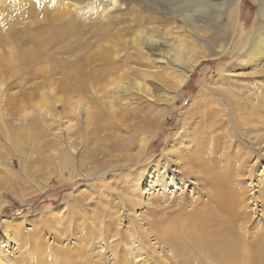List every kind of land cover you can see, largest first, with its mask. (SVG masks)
<instances>
[{"label":"rangeland","instance_id":"1","mask_svg":"<svg viewBox=\"0 0 264 264\" xmlns=\"http://www.w3.org/2000/svg\"><path fill=\"white\" fill-rule=\"evenodd\" d=\"M164 1L158 6L153 0H122L107 12L102 0H25L44 9L30 17L20 12L21 0H0V246L13 264H53L54 258L56 264H212L194 252L177 257L150 226L172 213L175 201L208 198L193 189V179L179 181L185 167H170L166 154L187 131L193 137L201 125L190 127L191 115L207 108L221 120L216 135L225 134L217 154L208 157L226 163V152L236 154L232 178L247 198L236 231L250 241L264 236V124L258 132L249 124L239 126L230 110L231 103L238 110L250 94V102H258L254 93L264 92V57L244 61L225 54L238 37L228 41L214 9L199 13L208 22L201 34ZM75 3L79 10L73 9ZM261 3L239 2L246 34ZM114 15L137 19L153 34L157 44L149 47L148 57L131 33L125 36L119 29L126 22L111 30L116 44L102 38V25ZM69 17L77 26L63 30ZM186 25L191 32H185ZM109 52L128 63L118 62L120 68L108 73L102 58ZM252 71L259 72L251 80ZM240 90H246L236 96L241 100L232 102L231 94ZM206 99L207 105L198 108ZM93 100L101 103L102 113L115 114L114 126H103L109 120L87 123V113L80 111H93ZM247 105L248 110L238 111L251 117ZM202 117L198 124L204 125ZM146 120L154 125L146 126ZM132 133L138 144L121 149ZM142 138L148 143L140 151ZM194 206L186 203L187 210ZM63 251L74 256L64 260Z\"/></svg>","mask_w":264,"mask_h":264},{"label":"bare ground","instance_id":"2","mask_svg":"<svg viewBox=\"0 0 264 264\" xmlns=\"http://www.w3.org/2000/svg\"><path fill=\"white\" fill-rule=\"evenodd\" d=\"M24 1L25 0H21L20 2V12L22 13L23 16L36 17L38 14L43 12L44 9L41 6H39L37 3L24 4L23 3ZM121 1L122 0H102L103 5H105L106 11L111 6L112 7L116 6L115 10H117L118 9L117 7L120 5V3H122ZM153 1L158 6L163 5L165 2L164 0H153ZM175 1L176 2H174L173 0H169V2L166 1L167 8L172 10L177 15V17L185 21V23L193 25L195 29L201 34L208 30L204 26L206 23L208 24V22L199 19V15H200L199 13L202 12L203 14V12L208 8L214 9L213 11L216 12V16H215L216 20H219L220 23H225L226 28L223 30L224 32L223 34L224 36L227 37L228 41L232 39L235 34L238 37L235 39L236 44L234 45L233 48L230 46V48L226 47V49H224L226 50L224 51L225 54L233 53L235 59L244 56L245 57L243 58L244 61H251L252 59L258 60L264 57V0H262L260 6L259 16L250 26L248 34H246V32L244 31L245 23L243 24L241 23V21H239L240 0H226V4L225 1L216 2L214 0H207V3H211L209 4V6L205 4H201L204 2L198 3L197 5L193 6L191 5V2L189 0H175ZM178 1H181V3L178 4ZM78 3H81V1H78ZM73 6H74L73 9L79 10L77 3H75V5ZM224 7H226V11H223ZM105 10L103 11L102 14L103 20H107V18L110 16L106 14L108 11L106 12ZM109 10L111 12V9ZM206 14L208 13L206 12ZM223 15H226L225 22L220 21ZM129 20H127L125 17H120L117 15L110 17V21L108 22L105 21L106 23L102 25L100 29V34L102 35V38L109 37L110 42L114 41L113 44H116L117 40L116 39L114 40L112 38L111 30L114 26L126 22V24L119 27V29L125 33L124 34L125 36L131 33L133 37V41H135V43L139 45L138 47H140L141 51L144 52L143 55L146 54L148 57L149 47L156 46L157 39H154V36L152 37L153 34L150 35V32L147 31V29L142 28L143 26L141 21L137 19L133 20L132 18ZM76 26L77 23L75 18L69 17L67 24L61 26V28L63 30H66L68 28L70 29L75 28ZM185 28H186L185 32L186 30L191 32V30H188L190 28L187 25L185 26ZM125 36L123 37V41L127 42V40H124ZM115 53H117V51H115ZM154 55H158V53L153 54V56ZM115 58H116L115 55H113L110 52L109 55L106 54L103 55L102 61L105 62V64L108 66V71H107L108 73L113 72L121 64L119 61H116ZM141 60L143 61V58ZM128 61L129 60L127 61L124 60V62L121 65H126ZM250 65L251 68H253L252 64ZM255 69L256 68H254V70ZM258 72L259 71L250 72V79L252 80L253 77H255V75ZM248 87L250 86L248 85ZM245 91L242 92V90H240L239 93L233 92L230 96V100L232 102L240 101L241 98H236V96L238 95L241 97V92L242 94H244ZM254 94L255 97L258 98V102H250L251 101L249 100L251 96L250 94L246 98L247 101L243 103L242 102L238 103V106H236L238 110H241V112H245L246 110H248L247 104H250L252 106L251 117L244 116L243 113L239 112L238 110H234V105L232 106V103L230 104L231 105L230 110H231V116L232 114L235 113L234 115H236L238 119L237 124H239V126H244L249 124L252 125V127H254L255 131L258 132L260 129V126H258L259 123L262 122L264 124V92L258 91ZM250 99H254V98H250ZM207 103H208V99H206L202 103H198L197 107L202 108L203 106H206ZM100 104L101 103H99L98 100H93L91 102V107L94 108V110L93 111L91 110V112L90 111L85 112V110H81L80 113L81 114L87 113L86 120L89 125H92L99 120L100 121L109 120V122H105L103 126L104 127L114 126L113 122H114L115 114L109 112H108L109 114L105 112L102 113L101 111L103 110L99 111L98 108L100 107ZM201 111L202 110L199 109L198 111H196V113H193L191 115L194 119L191 121L190 127H192V125L194 124L195 126L201 125L196 130L192 128L193 131L191 135H193V137L190 138L188 136L189 131H187L186 133L183 132L184 135L182 136V138L177 137L179 138L178 139L179 141H176V143H174L171 146V148L167 149L169 153L166 154L169 155V156L167 155L168 156L167 163L170 164L169 165L170 167L171 165L174 164H179V166L181 165L182 167H185L183 168L185 170L183 169L180 170V173H182L183 176L180 175V177L178 178L179 181L193 179L195 181L194 182L193 180H191L192 183H194L193 189L195 190L202 189L203 193H205L208 198L206 201H204L202 200V198L194 199L192 197L193 199H189L187 197L184 198L183 201L182 200L175 201L174 206H176L177 208L173 209L172 213L170 214L168 213L169 215L166 218L164 217L161 220L152 221L150 223V226L152 229H154L153 231L154 233L159 234L162 240L165 239L168 242L167 243L168 246L170 247V249L171 248L173 249L174 253L177 254V257L179 256L182 257V255H186L188 253L192 254L194 252L196 253V255L199 254L202 255L204 258L209 259L212 264H264V236L257 234L250 241V239H247L246 236H244L242 233H241L242 235H240L236 231L237 228L239 227L238 219H240L242 215L241 209L242 206H246L245 202L247 201V198L245 194L241 192V189H238L236 187V182H234L235 180H233L232 178L234 172L233 171L234 165L232 164L231 160L233 159L232 155H234L235 153L232 151V153L234 154H231L230 151H228L223 155L224 156L223 158L226 160V163H222L219 158H217V162H216L211 157H208L210 155L215 156L217 154V151L220 149V146H222V144L225 142L222 139H219V137L221 138L222 135L225 134L219 136L216 135L215 133L217 131V127L221 123V120L217 118V114H216L217 111L215 109L207 108L205 112H203V114H200ZM202 115H203L202 121L206 122V124L204 125L198 124L201 122L198 121V117ZM232 119L234 118L231 117V120ZM254 123H256V125ZM145 125L151 126L154 125V123L152 124L151 122L146 120ZM228 126L230 127V125ZM220 128L223 129L222 127ZM139 129L142 130L141 128ZM229 130L231 131V127ZM228 134L226 133V135ZM137 138L138 136L136 133L130 134L126 139H124L125 141L123 142L121 149H124L126 151L131 150L135 144H138L136 143L138 140ZM147 143H148L147 139L145 138L141 139V142L139 144L141 148L140 151L145 149V145ZM179 143H182L184 145L185 151L181 149L182 145H178ZM240 144H242V142L237 143V145ZM190 148L191 150L189 151ZM238 167H239L238 169H240V167L242 168L243 164H241V166ZM161 181L162 180L160 178H156V182L158 184ZM166 185H168V182L166 183ZM155 200H156L155 203L162 202L161 200L158 199ZM186 203L187 206L188 205L190 206L191 204L195 205L194 207H192L194 209L187 210L188 208L186 209ZM154 211L156 213H159L157 208ZM143 238L145 237L143 236ZM5 251L0 246V264H13L14 262L6 258L7 255L3 256ZM65 252L66 251H63L61 252L62 255H59L60 257L63 256L62 259L64 260H67L69 257L72 258L74 256L73 253L70 256V253L68 252L65 253ZM75 256L77 258L81 257L79 254H76ZM204 258L202 259L203 260L202 262H204ZM178 259L179 258H177V261ZM186 259L188 260V257ZM55 260L56 259L54 258L53 264H56L54 262ZM35 264H39V261L36 262ZM185 264H187V261Z\"/></svg>","mask_w":264,"mask_h":264}]
</instances>
